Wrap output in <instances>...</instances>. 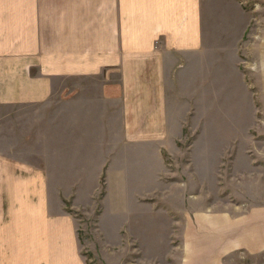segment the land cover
Masks as SVG:
<instances>
[{"label":"crops","instance_id":"0c3cea01","mask_svg":"<svg viewBox=\"0 0 264 264\" xmlns=\"http://www.w3.org/2000/svg\"><path fill=\"white\" fill-rule=\"evenodd\" d=\"M203 7L221 17L220 25L215 18L205 22ZM218 43L259 44L258 96L264 98V0H0V264H86L75 220L51 201L47 166L37 163L43 114L56 115L49 124L55 152L59 142L71 152L84 145L73 131L77 121L103 131L95 133L99 146L107 126L121 129L117 145L152 144L168 128L171 84L186 56ZM101 148L104 162L115 158ZM229 167L233 179L234 160ZM257 176V186L240 188L248 196L210 202L211 211L193 219L186 213L177 231L171 226L162 237V248L174 257L177 251L178 264L264 256V171ZM133 208L131 255L139 241L155 243L156 235L153 220L140 223L137 203ZM153 246L140 249L160 256Z\"/></svg>","mask_w":264,"mask_h":264},{"label":"rangeland","instance_id":"374dc122","mask_svg":"<svg viewBox=\"0 0 264 264\" xmlns=\"http://www.w3.org/2000/svg\"><path fill=\"white\" fill-rule=\"evenodd\" d=\"M203 9L205 22L212 24L215 18L220 25L221 17L216 14L213 18L211 7ZM259 50V44L218 43L203 44L199 53L188 54L182 65L185 68L171 84L174 98L166 109L168 128L159 138L161 142H142L130 148L117 145L123 137L121 129L106 124V142L99 146L95 133L101 135L103 131L77 121L72 130L84 145L74 144L71 152L65 142H59L55 152V146H50L49 124L56 115L43 114L42 143L36 148L41 161L37 163L47 166L51 201L60 203L61 209L75 220L79 249L86 264H178L177 251L174 257L168 254L167 247L162 248L167 243L162 237L172 232L171 226L177 231L178 222L186 213L192 219L193 213L199 211L208 214L210 202L231 197L240 200L241 196H248L240 188L257 186V175L264 171L257 169L258 165L264 168ZM77 84L73 86H81ZM166 85L169 88L168 81ZM57 106L64 108L61 103ZM65 117V112H61L59 120L63 126ZM65 136L63 127L59 140ZM112 139L117 141L109 143ZM102 146L106 154L116 153L110 162L100 158ZM248 153L249 159L244 160L243 155ZM69 154L75 156L73 161ZM84 155L86 158L81 159ZM232 160L236 166L233 179L229 167ZM135 203L137 219L140 223L153 220L156 235L155 243L148 240L142 245L139 241L138 251L131 255L128 235ZM170 238L175 240L171 244L176 248L177 235ZM154 244L160 256H153L151 249L150 253L140 249H154ZM227 264H264V256L235 254Z\"/></svg>","mask_w":264,"mask_h":264}]
</instances>
